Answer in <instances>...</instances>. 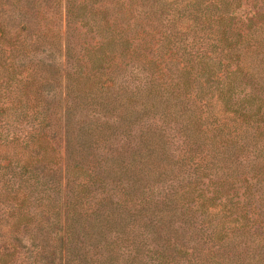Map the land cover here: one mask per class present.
<instances>
[{
  "label": "trees",
  "instance_id": "16d2710c",
  "mask_svg": "<svg viewBox=\"0 0 264 264\" xmlns=\"http://www.w3.org/2000/svg\"><path fill=\"white\" fill-rule=\"evenodd\" d=\"M35 1L0 0V264H264V0H63L60 45Z\"/></svg>",
  "mask_w": 264,
  "mask_h": 264
},
{
  "label": "rangeland",
  "instance_id": "374dc122",
  "mask_svg": "<svg viewBox=\"0 0 264 264\" xmlns=\"http://www.w3.org/2000/svg\"><path fill=\"white\" fill-rule=\"evenodd\" d=\"M20 2H25V0H18ZM31 2V0H29ZM35 10H43V14L46 17L43 22H41V26L44 24H47L46 27L49 28L47 34L51 35L53 34L54 40L59 41L58 43H54L55 45H60L62 42L61 37L64 33V4L63 0H51L50 2H40V0L35 1ZM14 17V18H9ZM6 18V20H10L9 23H7L6 31L11 34V39L16 35V32L19 28L15 24H17V21H19V18L17 16H14L13 13H1L0 12V19ZM15 24H14V23ZM47 22V23H46ZM10 37V36H8ZM59 48V47H58ZM58 58L59 55L57 54Z\"/></svg>",
  "mask_w": 264,
  "mask_h": 264
}]
</instances>
